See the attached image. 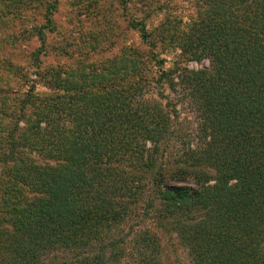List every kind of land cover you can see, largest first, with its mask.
Masks as SVG:
<instances>
[{
  "label": "trees",
  "instance_id": "1",
  "mask_svg": "<svg viewBox=\"0 0 264 264\" xmlns=\"http://www.w3.org/2000/svg\"><path fill=\"white\" fill-rule=\"evenodd\" d=\"M200 3L188 51L210 67L181 74L197 101L200 147L184 149L174 169L159 156L167 111L143 99L153 78L135 58L109 73L101 66L99 85L49 70L53 87L68 82L63 93L30 89L18 109L0 96V264H161L152 230L123 228L159 197L157 223L178 230L195 264H264V0ZM127 64L138 77L118 78ZM175 73L159 79L174 84ZM149 184L154 196L142 202Z\"/></svg>",
  "mask_w": 264,
  "mask_h": 264
},
{
  "label": "rangeland",
  "instance_id": "2",
  "mask_svg": "<svg viewBox=\"0 0 264 264\" xmlns=\"http://www.w3.org/2000/svg\"><path fill=\"white\" fill-rule=\"evenodd\" d=\"M198 1L0 0V86L3 88L0 96L7 97L6 103H12L18 109L30 89L51 95L63 93L68 82L64 81L62 87H53L52 84L60 85V82L54 83L56 79L50 81V78L57 77L47 75L49 70L54 74L58 72L68 81L83 78L91 82L95 78L99 85L101 80L98 77L106 72L102 67L115 68L117 62L124 66L127 61L124 57L135 58V63L141 64L143 70H151L149 75L153 78L143 91V99L159 103L167 111L168 124L159 156L164 164L174 169L176 160L183 164L180 161L184 149L200 147L198 130L201 117L197 101L181 84L185 68L197 71L209 68L211 63L209 58L194 60L188 51L191 41H195L189 28L191 20L206 9L201 3L200 7ZM165 28L168 29L164 33ZM151 29L155 35L145 37ZM125 67L127 71L116 74L118 78L128 80L138 77L141 72L130 71L129 64ZM163 70H175L172 76L174 84L160 81ZM120 85L121 81H118L109 86L118 88ZM99 88L93 89L94 94L100 92ZM74 92L80 91L76 88ZM10 119L11 116L6 118L7 124ZM208 173L213 175V169ZM149 178H146V183ZM215 181L212 179L209 183L214 185ZM169 184L197 188L192 179L172 178ZM227 189L217 184L212 191L224 196ZM152 192L149 184L142 202L148 199V195L154 196ZM155 204L149 217L141 214L137 219H129L123 227L124 232L130 231V224L139 232L152 230L159 238V250H150L161 264H195L178 230L157 223L159 218L155 214L156 207L162 204L160 197ZM57 255H62V252ZM50 259L51 256L45 263ZM109 264H129V261L124 258Z\"/></svg>",
  "mask_w": 264,
  "mask_h": 264
}]
</instances>
